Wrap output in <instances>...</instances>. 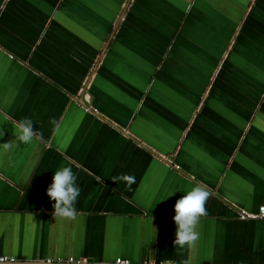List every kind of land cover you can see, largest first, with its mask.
<instances>
[{
	"label": "crops",
	"instance_id": "obj_1",
	"mask_svg": "<svg viewBox=\"0 0 264 264\" xmlns=\"http://www.w3.org/2000/svg\"><path fill=\"white\" fill-rule=\"evenodd\" d=\"M25 117L46 144L16 139ZM0 129V257L264 264V219L239 218L264 205V0H0ZM65 166L71 221L46 194Z\"/></svg>",
	"mask_w": 264,
	"mask_h": 264
},
{
	"label": "clouds",
	"instance_id": "obj_2",
	"mask_svg": "<svg viewBox=\"0 0 264 264\" xmlns=\"http://www.w3.org/2000/svg\"><path fill=\"white\" fill-rule=\"evenodd\" d=\"M51 123L54 128L57 127L55 119ZM16 127L19 133L16 139L20 143L25 145L31 144L34 141L40 144L47 143L43 133L34 128L31 118H23L17 122ZM3 135L4 131L0 129V137H3ZM0 147L11 149L12 143L3 144ZM96 180L99 181L100 178L96 177ZM111 180L114 183L123 181L129 189L136 183L135 176L131 174L113 176ZM76 181L77 176L71 167L65 166L54 172L52 184L46 192L49 199L55 202L53 205L54 218L58 217L68 221L77 218L78 211L75 204L80 196L81 189ZM209 197L210 193L205 188L197 185L176 202L174 207V223L176 225L175 246L181 249L196 247L200 239L198 225L201 218L207 215L205 204ZM184 264H187V262H184Z\"/></svg>",
	"mask_w": 264,
	"mask_h": 264
},
{
	"label": "built area",
	"instance_id": "obj_3",
	"mask_svg": "<svg viewBox=\"0 0 264 264\" xmlns=\"http://www.w3.org/2000/svg\"><path fill=\"white\" fill-rule=\"evenodd\" d=\"M240 220H261L264 219V205L259 207L256 214H248L245 211H241L239 215ZM0 264H84L81 261H77L73 258H70L66 261L60 259H46L35 263L19 261L14 257H0ZM114 264H131L128 260L116 259Z\"/></svg>",
	"mask_w": 264,
	"mask_h": 264
}]
</instances>
